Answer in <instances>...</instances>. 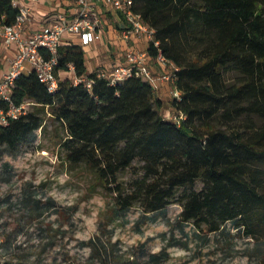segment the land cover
Listing matches in <instances>:
<instances>
[{
	"label": "trees",
	"instance_id": "16d2710c",
	"mask_svg": "<svg viewBox=\"0 0 264 264\" xmlns=\"http://www.w3.org/2000/svg\"><path fill=\"white\" fill-rule=\"evenodd\" d=\"M134 10L156 31L159 46L148 54L161 52L175 66L178 121L164 117L149 82L112 83L100 69L88 71L83 46L64 43L56 92L34 71L15 79L12 105L34 110L0 127V150L35 138L48 112L66 133L67 163L89 167L123 213L136 203L147 214L178 204L181 221L199 231L231 224L264 237V0H135ZM20 13L16 0H0V26ZM2 51L0 42V64ZM71 67L91 88L74 84ZM133 168L142 177L126 194L119 178Z\"/></svg>",
	"mask_w": 264,
	"mask_h": 264
},
{
	"label": "rangeland",
	"instance_id": "374dc122",
	"mask_svg": "<svg viewBox=\"0 0 264 264\" xmlns=\"http://www.w3.org/2000/svg\"><path fill=\"white\" fill-rule=\"evenodd\" d=\"M108 28L118 29L113 21ZM45 114L35 138L0 150V264H264V237L231 224L216 234L199 231L181 221L178 204L147 214L136 203L123 213L89 167L67 163L64 128ZM163 115L177 118L170 95ZM141 177L134 168L120 175L126 194Z\"/></svg>",
	"mask_w": 264,
	"mask_h": 264
},
{
	"label": "built area",
	"instance_id": "2783aa9c",
	"mask_svg": "<svg viewBox=\"0 0 264 264\" xmlns=\"http://www.w3.org/2000/svg\"><path fill=\"white\" fill-rule=\"evenodd\" d=\"M134 6L135 0H75L71 13L58 15L33 34L28 33L33 21L29 9H21L14 25L0 26V42L4 50L17 47L11 71L0 79V127L7 126L12 120L27 114L26 104L14 106L11 99L14 81L22 73H27V65L31 67L30 71L36 72L39 80L51 93L56 92L60 80L55 66L64 40L70 39L67 43L74 44V39L77 38L78 44L83 47L101 42L111 15L117 22L124 24L120 36L127 50L123 63L114 65L109 71H101L99 77L107 78L112 83L122 82L132 76L141 77L150 83L155 93L162 85L168 84L171 85V100L180 99L182 92L177 88L173 74L175 66L161 52L156 59L148 54L147 48L150 44L159 46L155 40L156 31L144 22L142 15L134 10ZM134 40L144 42L146 50L139 51L133 47L131 43ZM152 62L160 64L166 72L162 75L155 74L151 70ZM71 76L74 84L84 83L91 88L90 81L74 75L73 67ZM178 119L177 117L173 121Z\"/></svg>",
	"mask_w": 264,
	"mask_h": 264
},
{
	"label": "crops",
	"instance_id": "0c3cea01",
	"mask_svg": "<svg viewBox=\"0 0 264 264\" xmlns=\"http://www.w3.org/2000/svg\"><path fill=\"white\" fill-rule=\"evenodd\" d=\"M16 3L21 9H29L31 11L33 21L29 26L28 33L33 34L41 27L45 26L47 24L46 22H49L51 19H55L58 15L71 13L73 11L75 0H16ZM109 21H113L116 24V28L118 27L119 30H114L113 28H108L107 26L101 42L92 44L89 47H84V49L87 48L86 65L89 72L95 71L100 66L105 68L102 69V71H109L112 67H114V65L124 62L123 58L127 50V46L120 36L122 27L119 26L122 24H120L119 21L117 22L112 15L110 16ZM68 40L70 39H65L63 44L69 42ZM74 40V44L79 43L77 38ZM131 44L139 51H143V48L146 50L147 48L140 40H134ZM16 55V46H13L9 50H4L3 48L0 64V79L4 74H7L1 69V67L6 66L11 71L12 63ZM26 68L27 73H29L31 67L27 65ZM151 70L158 75H162L166 72L160 64L155 62L151 63ZM60 75L62 76L63 74L61 73ZM170 89L171 85L164 84L161 86L156 95L164 102L165 97L169 96Z\"/></svg>",
	"mask_w": 264,
	"mask_h": 264
}]
</instances>
